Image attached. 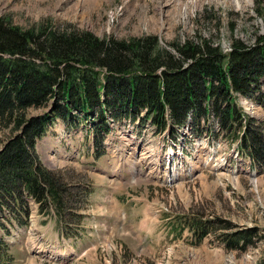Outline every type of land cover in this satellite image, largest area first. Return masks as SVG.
<instances>
[{
	"label": "rangeland",
	"instance_id": "rangeland-1",
	"mask_svg": "<svg viewBox=\"0 0 264 264\" xmlns=\"http://www.w3.org/2000/svg\"><path fill=\"white\" fill-rule=\"evenodd\" d=\"M0 18L22 30L51 26L99 39L155 36L167 50L202 37L225 52L232 40L252 45L264 36V0H0ZM260 88L263 96L238 95L234 104L264 131ZM147 122L114 125L96 157L87 124L57 120L35 149L65 183L89 188L79 235L63 238L53 217L30 203L26 226L0 229V264H264V168L243 155L240 132L210 119V127L201 120L199 131L184 125L170 137ZM194 221H212L213 232L198 240ZM251 228L256 239L244 251L221 240Z\"/></svg>",
	"mask_w": 264,
	"mask_h": 264
},
{
	"label": "trees",
	"instance_id": "trees-1",
	"mask_svg": "<svg viewBox=\"0 0 264 264\" xmlns=\"http://www.w3.org/2000/svg\"><path fill=\"white\" fill-rule=\"evenodd\" d=\"M212 44L199 37L167 50L155 36L99 39L51 26L22 30L0 18V229L26 226L33 202L38 214L56 218L64 237L79 235L89 188L65 183L43 166L35 149L57 120L87 124L99 157L111 128L123 121L141 118L172 134L188 116L195 132L201 120L210 127L213 119L231 135L239 131L243 152L264 168L263 126L234 104L238 95L263 96L264 36L252 45L232 40L227 52ZM34 110L39 114L31 115ZM210 224L194 221L189 227L201 240ZM220 236L228 249L244 251L254 245L256 230ZM6 246L0 237V260Z\"/></svg>",
	"mask_w": 264,
	"mask_h": 264
},
{
	"label": "bare ground",
	"instance_id": "bare-ground-1",
	"mask_svg": "<svg viewBox=\"0 0 264 264\" xmlns=\"http://www.w3.org/2000/svg\"><path fill=\"white\" fill-rule=\"evenodd\" d=\"M187 127H188V126H185L183 129H184V130H189V129H187ZM173 178H175V177H172V178H169V179L172 180ZM173 181H175V179H173Z\"/></svg>",
	"mask_w": 264,
	"mask_h": 264
}]
</instances>
